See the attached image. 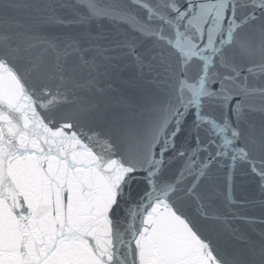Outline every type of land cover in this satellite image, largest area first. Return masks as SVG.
<instances>
[{
	"label": "snow or ice",
	"instance_id": "snow-or-ice-1",
	"mask_svg": "<svg viewBox=\"0 0 264 264\" xmlns=\"http://www.w3.org/2000/svg\"><path fill=\"white\" fill-rule=\"evenodd\" d=\"M256 225L264 0H0V264H264Z\"/></svg>",
	"mask_w": 264,
	"mask_h": 264
}]
</instances>
